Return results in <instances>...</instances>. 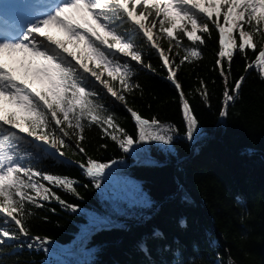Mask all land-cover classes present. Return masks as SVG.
Listing matches in <instances>:
<instances>
[{
  "label": "snow or ice",
  "instance_id": "1",
  "mask_svg": "<svg viewBox=\"0 0 264 264\" xmlns=\"http://www.w3.org/2000/svg\"><path fill=\"white\" fill-rule=\"evenodd\" d=\"M11 4L7 15L0 9V264H20L9 257L23 248L43 251V264H68L60 259L66 249L49 235L33 234L34 209L54 201L62 211H79L87 217L82 227L89 235L124 228L128 220L143 224L157 215L162 205L132 178V168L156 164L157 150L175 154L178 140L194 143L202 138L205 133L193 101L198 98L212 107L209 82L200 77L198 86L186 93L178 72L200 59L203 48L211 45L216 50L214 70L222 81L218 116L228 117L249 71L257 70L264 78V0H11ZM21 19L34 22L22 26ZM14 54L20 56L21 66L37 65L36 76L46 80L48 88L19 79ZM235 57L244 61L238 77L233 75ZM140 71L166 73L177 93L178 119L158 114L145 118L133 106L135 93L144 94L137 79ZM6 102L24 114L7 110ZM118 106L134 121L131 130L119 122ZM92 127L111 141L121 153L118 157L101 153V149L108 152V143L89 154L86 129ZM68 150L80 158L69 159ZM73 163L89 184L57 167ZM89 186L97 190L99 204L87 213L79 203L53 191L82 201L78 189ZM121 187H131L133 195L128 197ZM181 199L190 197L185 194ZM50 211L58 215L56 208ZM42 220L52 223L48 216ZM180 225L188 227L185 218ZM149 239L163 241L167 236L159 227H153L150 237L143 236L137 249L145 259L137 264H192L183 258L179 240L174 241V250L170 245L158 246L171 251L174 259H153ZM211 264L226 261L217 252Z\"/></svg>",
  "mask_w": 264,
  "mask_h": 264
},
{
  "label": "trees",
  "instance_id": "2",
  "mask_svg": "<svg viewBox=\"0 0 264 264\" xmlns=\"http://www.w3.org/2000/svg\"><path fill=\"white\" fill-rule=\"evenodd\" d=\"M163 43L166 46L167 40ZM248 55H252L251 49ZM215 56L216 50L209 45L203 48L200 59L186 63L178 72V80L186 93L198 86L200 77L209 82L212 92L211 108L201 104L198 98L193 101L200 126L211 138L197 147L194 155L181 167L183 183L191 193L178 186L175 180V165L188 155L191 145L186 140H178L175 154L157 150L153 153L156 164L132 168V178L138 180L162 205V210L146 223L128 220L124 228L101 230L91 235L79 234L87 222L86 215L79 211L76 214L62 211L54 201L45 203L43 208L34 209L33 234L49 235L60 245L73 249L97 246L90 255L72 252L62 254L61 260L68 264H137L145 259L143 252L137 249V243L145 235L150 237L153 227H159L167 239H149L152 258L157 261L174 259L171 251L158 250V246L170 245L174 250L177 247L174 241L179 240L183 258L192 264H211L217 252L223 255L226 264L227 258L234 264H264V159L254 153L259 151L264 155V78L258 75L257 70H250L239 98L228 109V117L220 118L217 109L222 81L214 70ZM154 62L158 65V61ZM232 67L233 75L238 77L243 72V59L235 57ZM137 79L144 87V94L141 97L139 92L135 93L133 106L145 118L149 114H158L162 118L178 119L177 93L167 82L166 73L156 75L140 71ZM213 80L215 84H212ZM44 84L47 83L40 81L38 85L43 87ZM129 99H132L131 95ZM9 110L24 114V110L15 107ZM116 112L122 126L131 130L134 121L124 108L118 106ZM222 119L224 122L219 123ZM86 137L85 146L89 154L104 143H108V152L103 153L101 149L102 154L117 157L121 154L110 140L103 138L97 127L86 129ZM67 156L73 160L80 158L73 155L72 150L67 151ZM125 159L132 163L127 155ZM57 167L70 178L89 184L80 169L68 164H58ZM78 190L84 196L82 201L53 188L68 202L79 203L85 213L93 211L99 204L97 190L91 186L87 190L83 187ZM120 190L128 197L133 195L131 187H121ZM185 194L190 197L187 201L181 199ZM237 197H240V202ZM51 208H56L58 215L52 213ZM44 216H48L52 223L43 222ZM181 218L186 219L187 228L180 225ZM194 245L198 247L199 254ZM9 259L13 262L18 260L20 264H43L46 254L23 248Z\"/></svg>",
  "mask_w": 264,
  "mask_h": 264
},
{
  "label": "rangeland",
  "instance_id": "3",
  "mask_svg": "<svg viewBox=\"0 0 264 264\" xmlns=\"http://www.w3.org/2000/svg\"><path fill=\"white\" fill-rule=\"evenodd\" d=\"M85 27H88V25H85ZM51 30H52V32L54 34H57L61 38H64L63 32L57 30L55 27H52ZM5 57H6V59L8 58V54L7 53L5 54ZM19 61H20V56L18 54H14L13 61H12L13 64H14V67H15V65H17L21 69V72H30V70L36 71L37 65H33L31 68H28L26 65L25 66H21ZM5 107H6V103H5ZM79 234H88V232L84 228H81L80 231H79Z\"/></svg>",
  "mask_w": 264,
  "mask_h": 264
},
{
  "label": "water",
  "instance_id": "4",
  "mask_svg": "<svg viewBox=\"0 0 264 264\" xmlns=\"http://www.w3.org/2000/svg\"><path fill=\"white\" fill-rule=\"evenodd\" d=\"M198 142H201V141H196V142L193 144V146L196 145ZM254 153L261 155V157L264 159V155H263L261 152H259V151H254ZM187 158H188V157H187ZM187 158H185V159L179 161V162L177 163V165H176L175 177H176L178 183H179L180 185H183V186H184V183H183V172H182V169H181V165L187 160ZM188 191L190 192L189 189H188ZM190 193H191V192H190ZM199 202L202 203V201H199ZM230 263H232V261L228 258V264H230Z\"/></svg>",
  "mask_w": 264,
  "mask_h": 264
},
{
  "label": "bare ground",
  "instance_id": "5",
  "mask_svg": "<svg viewBox=\"0 0 264 264\" xmlns=\"http://www.w3.org/2000/svg\"><path fill=\"white\" fill-rule=\"evenodd\" d=\"M176 179V178H175Z\"/></svg>",
  "mask_w": 264,
  "mask_h": 264
}]
</instances>
